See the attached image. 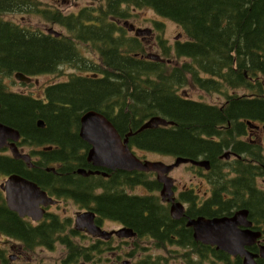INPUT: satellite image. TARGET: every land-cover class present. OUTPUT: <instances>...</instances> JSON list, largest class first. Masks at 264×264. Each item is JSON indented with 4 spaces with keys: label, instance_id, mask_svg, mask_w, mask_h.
Listing matches in <instances>:
<instances>
[{
    "label": "trees",
    "instance_id": "trees-1",
    "mask_svg": "<svg viewBox=\"0 0 264 264\" xmlns=\"http://www.w3.org/2000/svg\"><path fill=\"white\" fill-rule=\"evenodd\" d=\"M144 9L175 23L184 38L173 45L156 38L160 60L148 59L143 40L117 23ZM32 11L68 33L56 37L5 19L6 14ZM80 44L90 45L101 64L86 60ZM63 66L85 74L49 85L41 98L7 89L5 80L16 73L39 78L58 74ZM188 86L225 101L216 105L186 97L180 90ZM240 89L245 93H236ZM0 103V121L21 133L23 146L37 149L30 154L40 163L34 171L39 173L33 174L22 160L0 158L1 174L20 173L38 184L66 187L57 192L131 228L140 239L149 238L167 255L177 254L172 246L185 249L186 264H243L239 257L196 242L188 219L247 209L254 228L264 234V183L259 182L264 181V149L243 140L255 130L249 122L264 127V0H105L104 6L71 14L35 9L34 0H0ZM91 110L107 117L122 137L153 117L173 122L134 134L129 145L164 157L209 161L210 170L192 168L207 180L210 194L200 198L193 189L180 192L187 219L176 220L161 201L162 185L152 174L108 171L109 179L77 174L81 168L93 169L87 162L90 147L79 135L81 117ZM39 121L45 128L38 127ZM227 151L237 159H222ZM83 178H95L104 195L84 190L89 183ZM138 188L147 195L135 194ZM61 228L55 219L35 227L16 217L0 195V235L30 249L51 247L62 239ZM250 250L258 253L259 247ZM155 258L139 264H172L168 257Z\"/></svg>",
    "mask_w": 264,
    "mask_h": 264
},
{
    "label": "water",
    "instance_id": "water-1",
    "mask_svg": "<svg viewBox=\"0 0 264 264\" xmlns=\"http://www.w3.org/2000/svg\"><path fill=\"white\" fill-rule=\"evenodd\" d=\"M130 31H135L136 36H150L151 29L135 30L133 25L127 24ZM59 36L53 29L48 31ZM150 60H159L158 55H149ZM15 78L22 83H31V78L22 73H17ZM185 94V93H184ZM186 95V94H185ZM80 138L90 146L87 161L96 168H102L109 171H126V172H146L156 173L157 181L162 184L161 197L163 202L171 203V216L174 219L185 217L186 209L181 202H177L173 191L174 180L169 174L182 164H192L198 167L210 169L209 161H194L185 158H177L173 164H166L162 161H148L138 158L129 145V138L134 134L142 132L146 129L158 127H167L174 125L161 117H153L146 122L137 132H130L124 138L119 134L111 121L103 114L91 110L83 114L80 120ZM252 128L260 129L259 126L249 122ZM38 127L45 128L43 121L38 122ZM20 132L10 126L0 123V149L5 147L8 140L19 141ZM12 147L14 156L24 160L32 166V159L29 154H21L16 147ZM230 152L224 156L230 157ZM54 170L52 169H49ZM77 174L83 177L91 175L108 176L107 173L101 171L78 169ZM6 198L9 209L20 214L21 217H30L34 221L43 218L44 210L42 206L53 203L37 184L21 177L11 176L6 182ZM95 215L93 213H83L77 218V228L84 230L85 228L92 234H101L103 238L108 239L111 233L100 231L94 223ZM188 227L193 229V237L195 241L204 245L215 247L218 251H222L231 257H240L243 264H258L257 259L264 260V244H261L262 232L253 230V223L249 219V211L241 209L231 216L214 217L211 219L198 217L189 219ZM124 236H135L132 229H124L118 233ZM260 245L259 253H253L249 250L254 245Z\"/></svg>",
    "mask_w": 264,
    "mask_h": 264
},
{
    "label": "flooded vegetation",
    "instance_id": "flooded-vegetation-1",
    "mask_svg": "<svg viewBox=\"0 0 264 264\" xmlns=\"http://www.w3.org/2000/svg\"><path fill=\"white\" fill-rule=\"evenodd\" d=\"M128 21L129 20L127 21L121 20L119 22L117 21L115 22H117L119 26H123L126 30L127 29L129 30L126 23L129 24V26L131 25V23H129ZM134 28L141 29L138 26H135ZM130 34L135 36L134 32ZM153 39L155 41L154 32H153ZM8 86L9 85L7 84V87ZM8 91L10 93H15V94L17 93L10 89ZM20 93L21 92H18L17 94H20ZM1 109H2V106L0 103V111ZM0 123L4 124L1 121ZM256 132L257 131L253 130L248 134V136L245 137L248 142L252 144H258V140L256 139V136L254 134ZM20 136L22 137L21 133H20ZM21 137H20V140L16 142L14 140H8L5 147L0 149V158L12 159L16 161L22 160L14 156L11 146L16 147L17 150L21 153L25 152V153L30 154V152H34L35 150H37L33 148L32 146H29V147L23 146L21 143ZM222 159L228 161V160L236 159V158H235V155H230L228 159L227 158H222ZM37 161H38V157L34 158L35 163L33 162L32 166H30L29 163H26L25 161L24 163L28 169L33 170L32 171L33 173L34 171L38 170L36 168L38 165H40V163H38ZM88 164L91 165V167L93 168L91 170L93 171L100 170L101 172H106V173L109 171V170L102 169V168H96L91 163H88ZM47 171L50 172L49 168H47ZM111 172H115V171H111ZM34 173H39V172H34ZM15 175L23 177V175H21L20 173H13V172L6 173V174L0 173V195H1V200L4 203L7 211H10V213L14 214L16 217L20 219H24L28 221L35 227L42 225V224H46V223L48 224L52 223L54 222V219H55L57 223L61 224L62 228H61L60 236L62 237V239L55 241L51 247L40 245V246H36L30 249V248H27L25 244L21 242L20 240H17L15 238H10L9 236L5 234H1L0 235V264H18L21 261H25L24 264H47L46 262H44L43 259L29 257L27 253L34 252L37 249H45L47 251L55 252L57 250V246H63L65 255L61 257L60 259H56L55 264H139L144 261L152 262V261L157 260V258H153L152 257L153 255L151 254H149L148 256L139 255L138 254L139 252H137L136 250V248L140 249V244L143 241L150 240L149 238L140 239L137 235L135 237L119 235L118 233L121 232L122 230L131 229V228H128L127 226L123 225L122 223L118 221H112L107 218H104L103 216L98 214V212L93 211L91 207H88L87 205L82 204L79 200H75L76 198H74V196L72 195L69 196L68 194L65 195V194L57 192L60 190L62 191L66 190L67 188L66 187H54V184H52L53 182L49 184L44 181L43 183H41L42 181H39V184H43V185H39L37 182L23 177L37 184L43 191L47 193L48 197L53 200V203L48 204L47 206L41 205L42 209L44 210V215H43V218L39 221H34L30 217H24V218L21 217L19 213L9 209L7 198H6V191H5L6 182L11 176H15ZM198 177L201 178L203 181L206 180L205 178L201 176H198ZM109 178H110V174H108L107 177L104 176V179H109ZM83 179H84L83 180L84 182L89 183V186L85 187L84 190H89L88 192H90L91 190L93 193L92 195L96 197L104 195L105 189L102 186V184L94 185V183L96 182L95 178H83ZM51 181L56 182L57 180L54 179ZM261 183H264V181L261 180ZM42 186L43 187L46 186L45 189ZM175 189H176V184H175ZM48 190L53 192V194H50ZM175 194L178 198L180 192L179 193L176 192ZM196 194L200 198L206 197L210 194V189H209V193L206 192L203 195H201L199 192L196 191ZM83 213H93L95 215L94 223L96 227L101 232L102 231L110 232L112 236L108 239H105L103 238V236H101V234L92 235L86 228L84 230H79L77 228V218L79 215ZM183 218H186V217H183ZM253 230L259 231L255 228H253ZM261 244H264V235L261 238ZM257 246L260 249V245L257 244ZM258 260H261V259H257V261ZM161 261L163 262V260ZM20 264H23V263H20Z\"/></svg>",
    "mask_w": 264,
    "mask_h": 264
},
{
    "label": "rangeland",
    "instance_id": "rangeland-1",
    "mask_svg": "<svg viewBox=\"0 0 264 264\" xmlns=\"http://www.w3.org/2000/svg\"><path fill=\"white\" fill-rule=\"evenodd\" d=\"M34 2L35 9L57 8L64 14L76 13L83 8L90 6L99 8L105 3L104 0H34ZM5 19L31 30L46 32L49 29H54L61 34L68 33V31L64 27L51 23L50 21L46 20L42 14L36 13L35 11H32L31 13L23 12L6 14ZM128 22L133 24L134 26L140 27L141 29H153V31H155V38L162 36L169 45H173L178 40H184L179 26H177L170 20L158 17L152 10L144 9L135 11L129 18ZM155 22H157L159 26L162 27V30H159L160 28L155 25ZM142 39L146 49L145 53L147 55L161 54L152 36H143ZM80 52L86 60L90 62H98L101 64V62L99 61V57L93 51V48L90 45L80 44ZM84 74V72L76 71L68 66H63L58 74L43 75L39 78H33V81L31 80L32 82L26 85L17 82L16 79H14V76L9 77L5 81L9 85L7 88L8 90L10 89L17 93L21 92L20 94L23 93V95L26 96H35L37 98H41L43 97L44 90L49 85L65 82L68 80V78H70L71 75ZM182 92H186L189 98L197 101H203L208 104L222 105L225 101V98L222 95L206 93L195 88V86H188L185 89L180 90V93ZM236 93L243 94L245 93V90L240 89ZM254 134L256 136V139L258 140V144L263 146L264 149V127L262 126L260 130H258ZM243 140L247 141L246 138H244ZM135 152L136 155L140 158L149 161H162L166 164H172L175 161V159L171 157H164L141 151ZM170 176L175 180V193L182 192L187 188L193 189L194 191L196 190L201 195L206 192L209 193L210 185L207 183V180L203 181L201 178H199L198 176L200 175L198 171L193 169L191 165H181L179 168L173 171ZM259 182H261V179L259 180ZM261 186L264 188L263 184ZM134 193L139 195H147V191L143 188L136 189ZM160 194L161 193L159 192L158 195ZM136 250L137 252H139V255L148 256L149 254H151L153 255V258L157 256H164L168 257L169 262L172 264H186L185 260H182V255L185 254V249L183 248L172 246L170 248V251H176L177 254H173L172 256H170L167 255L166 250L156 248L152 242L147 240L143 241L140 244V249L136 248ZM27 254L32 258L43 259L47 264H55L56 259H60L61 257H63L65 255V252L63 250V246H57V250L55 252L47 251L45 249H37L36 251ZM24 262L25 261H21L18 264H24Z\"/></svg>",
    "mask_w": 264,
    "mask_h": 264
},
{
    "label": "bare ground",
    "instance_id": "bare-ground-1",
    "mask_svg": "<svg viewBox=\"0 0 264 264\" xmlns=\"http://www.w3.org/2000/svg\"><path fill=\"white\" fill-rule=\"evenodd\" d=\"M53 30H54V29H53ZM54 31H55V30H54ZM55 32H57V31H55ZM57 33H58V32H57ZM48 34H51V35L56 36V35L53 34V33H49V32H48ZM58 34H59V36H60L61 33H58ZM59 36H56V37H59ZM161 190H162V189H161ZM161 190H160V191H161ZM173 191H174V193H175V187H173ZM176 220H177V219H176ZM179 220H180V219H179ZM187 223H188V222H187ZM190 228H191V227H190ZM135 235H136V234H135ZM131 237H135V236H131Z\"/></svg>",
    "mask_w": 264,
    "mask_h": 264
}]
</instances>
